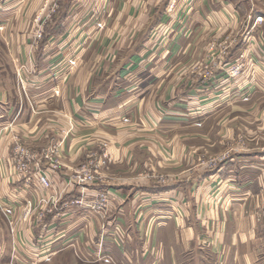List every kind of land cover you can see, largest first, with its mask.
<instances>
[{"label": "crops", "instance_id": "obj_1", "mask_svg": "<svg viewBox=\"0 0 264 264\" xmlns=\"http://www.w3.org/2000/svg\"><path fill=\"white\" fill-rule=\"evenodd\" d=\"M248 17L260 69L237 83L221 66ZM14 136L60 142L51 187L17 174ZM104 145L103 180L71 203ZM0 264H264V0H0Z\"/></svg>", "mask_w": 264, "mask_h": 264}, {"label": "built area", "instance_id": "obj_2", "mask_svg": "<svg viewBox=\"0 0 264 264\" xmlns=\"http://www.w3.org/2000/svg\"><path fill=\"white\" fill-rule=\"evenodd\" d=\"M49 15H47L48 17ZM42 35V29L39 28L35 32L36 38H40ZM246 55V52H245ZM247 58V57H245ZM244 59V55L241 54L230 66V74L237 75L240 72L241 60ZM21 67L30 71V67L21 65ZM14 145L12 148V161L17 171V174L26 182H31L34 178L42 184L44 187H51L52 182L49 174L40 168V160L42 157L48 159V165L50 168H56L59 163V152H60V142H53L48 146L44 147L40 151H35L31 147L27 146L24 142L20 140L17 136H14ZM96 154L90 155L86 161L80 164L76 171L69 177V182L77 187L76 193L72 195L69 201L73 204H83L87 195V187L90 184L100 182L103 180L102 169L107 166L108 163V152L104 149L100 156ZM223 156H217L210 159L209 164L215 166L217 161L222 160ZM159 181H162L161 179ZM163 182V181H162ZM95 197L92 201L91 207L94 210H103L109 201V191L99 190L95 193ZM41 201H47L45 198H41ZM53 200H58L53 198ZM28 208L25 209V214L30 211L29 200L26 201ZM7 220L10 221V216L14 212L12 206L1 207ZM49 258V257H48Z\"/></svg>", "mask_w": 264, "mask_h": 264}, {"label": "rangeland", "instance_id": "obj_3", "mask_svg": "<svg viewBox=\"0 0 264 264\" xmlns=\"http://www.w3.org/2000/svg\"><path fill=\"white\" fill-rule=\"evenodd\" d=\"M177 7V1L176 2H170L169 4V8H173L175 9ZM174 11V10H173ZM173 13V12H171ZM171 18V16H169ZM168 18V20L170 19ZM179 16L176 18L178 22V19ZM171 20V19H170ZM169 20V21H170ZM252 20V22L250 23V21ZM169 21H167L166 23H168ZM244 25H242L243 29L241 28V31L238 33L239 34V39L236 41L238 42L237 44H240V47H239V50L237 51L236 53V56L235 58L230 61L229 63H225L224 65L221 66L222 70L224 71V74H226L227 77H229L230 79L233 80V82H240V81H243L244 79L247 78V74L250 72H257V70L260 69V67H258L256 64H253L252 63V58H250V52H251V46L253 44H255L259 39L257 38L256 41L253 39H250V31L251 28H253L254 24H261V18H257L255 17L254 20L252 19V17H248L246 18V20L244 21ZM249 23L252 25L249 27V29L247 30H244V27H246L247 25H249ZM252 35V34H251ZM228 34H225V36L221 37L219 40L215 38V40L211 39L209 42V44L207 45V50L205 52H207L208 56L211 54L210 51L214 50L215 52H217L216 54H214V56H217L219 55L220 57H223L224 55L228 54L229 52V43H227L226 39L228 38L227 37ZM244 45V46H243ZM245 52H246V55H245ZM241 54L244 55V59L241 60V66H240V72L237 73V75H233V74H230V66L232 64V62L235 61V59H237ZM211 56V55H210ZM7 57V56H6ZM247 57V58H245ZM210 58V57H209ZM27 68L28 66L25 65ZM195 66V65H194ZM20 69H24L23 67H21V65L18 66ZM204 68V75L207 76L208 78L211 76L212 72H211V64L210 62L208 61L207 63L204 62L203 64V67ZM256 69V70H255ZM252 76V75H251ZM247 99V97H245ZM160 134V133H159ZM160 136L162 138H164V134H160ZM239 139L241 142H243V140L245 139V136L243 134H240L239 135ZM107 145V144H106ZM106 145L103 146L102 148V151L104 149H106ZM161 149L162 150H167L168 149V145L167 143L163 142L162 143V146H161ZM94 152H97V151H92L90 153H94ZM102 153V152H101ZM214 156H209V158H207V164L209 167H213L212 165L209 164V161L211 158H213ZM143 175H146V172L143 173ZM148 176H154L156 177V179L158 180V182H161L163 183L162 181H164V177L166 176L165 173L163 172H155V173H149ZM162 180V181H159V180Z\"/></svg>", "mask_w": 264, "mask_h": 264}]
</instances>
